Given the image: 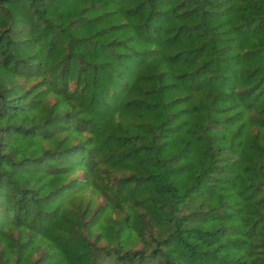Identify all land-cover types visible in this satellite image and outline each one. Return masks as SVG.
<instances>
[{
    "label": "trees",
    "instance_id": "1",
    "mask_svg": "<svg viewBox=\"0 0 264 264\" xmlns=\"http://www.w3.org/2000/svg\"><path fill=\"white\" fill-rule=\"evenodd\" d=\"M0 264H264V0H0Z\"/></svg>",
    "mask_w": 264,
    "mask_h": 264
}]
</instances>
